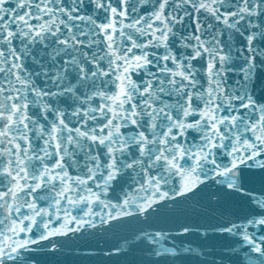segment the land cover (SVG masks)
I'll return each mask as SVG.
<instances>
[{"label": "snow or ice", "instance_id": "1", "mask_svg": "<svg viewBox=\"0 0 264 264\" xmlns=\"http://www.w3.org/2000/svg\"><path fill=\"white\" fill-rule=\"evenodd\" d=\"M258 82L264 0H0V264L211 184L253 207L213 232L264 264V192L245 183L264 171ZM192 231L125 243L175 257Z\"/></svg>", "mask_w": 264, "mask_h": 264}, {"label": "water", "instance_id": "2", "mask_svg": "<svg viewBox=\"0 0 264 264\" xmlns=\"http://www.w3.org/2000/svg\"><path fill=\"white\" fill-rule=\"evenodd\" d=\"M257 95H264L259 82ZM245 183L252 192H264V171L251 170ZM252 212V205L242 195L211 184L194 198L160 206L146 222L143 218L113 221L97 229L55 237L52 242L55 251L45 241L34 246L36 250L30 256L32 264H238L239 258L228 252L238 238L216 234L213 229L230 221L241 222ZM73 214L83 215L81 211ZM184 224L193 227L192 232L180 238L194 249L191 253L181 251L175 257H155L138 242L132 246L125 243L131 242L140 229L175 232ZM249 231L256 230L250 228ZM205 232L207 235H202Z\"/></svg>", "mask_w": 264, "mask_h": 264}]
</instances>
